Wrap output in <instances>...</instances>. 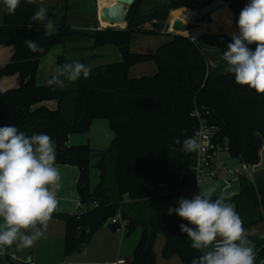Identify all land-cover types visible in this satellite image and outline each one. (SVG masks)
<instances>
[{
  "label": "trees",
  "instance_id": "16d2710c",
  "mask_svg": "<svg viewBox=\"0 0 264 264\" xmlns=\"http://www.w3.org/2000/svg\"><path fill=\"white\" fill-rule=\"evenodd\" d=\"M70 0H65L68 3ZM144 0H135L131 6L125 28H99L94 26L74 28L60 24L53 32L45 34L41 24L31 17L37 11L35 3L21 0L15 14L4 12L0 24V45L14 47V52L0 68L4 76L18 74V86L0 91V127L13 125L28 136L45 133L56 144V162L79 168L77 192L82 204L93 205L76 214L54 211L52 219L66 224L64 253L70 256L83 247L100 228L109 222L117 231L121 222L128 232L137 226L142 232L128 264H155V245L159 233L165 242L162 256H178L185 264L203 254L191 247V240L180 231L187 221L168 207H178L180 192L162 193L152 179L153 167L158 158L167 155L171 147L183 149L181 142L193 137L200 126V118L217 130L212 136V153L224 147L229 156L242 163L256 165L264 141V94L238 85L234 74H211L205 51L190 36L173 33L171 40L162 43L155 51L134 53L130 44L138 33L160 34L156 28L136 29L132 26L135 13ZM229 3L238 21L248 0H218ZM204 7L208 0H171V9ZM53 13L49 15V18ZM31 23V28L28 24ZM154 26H158L155 24ZM36 41L44 52H31L24 40ZM92 41V48L106 45L117 47L121 60L91 67L88 78L76 82L65 81L63 90L53 91L45 84H37V73L43 56L55 46ZM254 48L255 46H250ZM84 50V49H83ZM56 64L74 60L89 65V59H67L57 56ZM154 61L156 74L131 78V66ZM52 76V75H51ZM49 77V79L51 78ZM55 100L58 107L52 110L39 105ZM38 105V106H37ZM199 112L200 117L195 113ZM96 119H104L114 132L109 147L100 152L95 167L99 180L90 189L91 160L95 156L89 145L69 146L70 134L86 132ZM240 192L227 198L236 207L247 201L252 208H260L262 216L243 220L250 226L264 220V199L257 195L254 182L248 175H240ZM215 200L217 198L211 197ZM191 227V225H189ZM84 229V235L81 230ZM255 264L264 259V247L256 252ZM14 264V263H12Z\"/></svg>",
  "mask_w": 264,
  "mask_h": 264
},
{
  "label": "crops",
  "instance_id": "0c3cea01",
  "mask_svg": "<svg viewBox=\"0 0 264 264\" xmlns=\"http://www.w3.org/2000/svg\"><path fill=\"white\" fill-rule=\"evenodd\" d=\"M96 1V2H95ZM149 0H144L142 4L148 3ZM0 24L3 22L4 11L3 3L0 0ZM37 10L39 6L43 5L47 12L53 7V10L49 12L53 13L50 18L53 20L54 28L53 32L63 21L74 28H83L87 26H94L96 22L100 28L99 19V6L97 0H70L68 3L65 0H36ZM89 7L85 8V11L79 12L80 17H73L77 14L80 6ZM210 17H206L201 21V24L195 26L196 29L192 30L191 37L196 39L201 45L206 47L215 46L220 48L223 52L227 51V45L232 42V35L239 34V29L235 21V12L231 9L229 3L219 2V7ZM183 12V13H177ZM57 13V14H56ZM195 13V9L190 7H181L178 9H171L168 12V16L162 23L158 24L159 28L156 30L160 32L157 35H147L138 33L130 44V50L134 53H146L148 51H155L162 43L171 40L172 34L175 33L172 25V16L175 15V21H181L184 26L191 25L195 21L192 19V15ZM49 14V15H50ZM180 14V15H179ZM48 15V17H49ZM57 15V16H56ZM47 17V18H48ZM82 21L79 23L80 18ZM79 19V20H77ZM156 19L147 20L134 27L136 29H153V24ZM173 22V23H174ZM39 29L45 31L43 25L39 26ZM49 32V33H51ZM161 39L158 42L157 40ZM92 41L77 42L68 45L55 46L60 47L56 56H64L67 59H89V66L95 67L103 63L117 62L121 60V54L117 47L113 45H106L98 48H92ZM84 49V50H83ZM14 52V47L10 45H0V68L3 67L11 59ZM50 53V52H49ZM46 56V55H45ZM39 64V72L37 73V84L43 85L46 80L53 75L57 66L56 61L53 59L51 63V69L44 72L42 67L43 58ZM223 57V55H222ZM221 59H217L213 62V66H221L223 62ZM108 59H113L109 61ZM209 65V72L212 74ZM228 65H224L222 74L227 72ZM157 65L154 61H146L137 63L130 67L129 76L131 78H137L138 76H152L156 74ZM215 75V74H213ZM19 77L18 74L4 76L0 80V91L7 90L18 86ZM39 105H44L52 110L57 109L58 102L55 100H47ZM38 106V105H37ZM104 119H96L91 123L90 129L87 133L81 135H70L68 140L69 146L77 145H89L95 155L91 160L90 168V182L92 180V174L95 175L94 186L90 185V189L93 190L96 183L99 180V170L95 167V163L98 160V156L101 151L107 149L113 141V136L110 131L108 122L104 123ZM96 125H99L101 129H98ZM94 128V129H93ZM100 130L101 134L97 133ZM96 132V133H93ZM53 141V140H52ZM55 148L56 144L53 141ZM260 149L259 162L253 166L249 171H243L241 169L242 162L238 158H232L229 156L227 150L224 147H219L208 159L209 166L207 170H215L217 177L208 179L206 169L201 171L200 161L201 156L199 150L195 152L186 153L184 149L177 147H171L167 155L163 158H158L155 161L152 173V179L157 183L162 193H169L178 191L181 197L191 199L197 193H203L207 195L211 193V197L215 198H228L240 192V175H248L254 182L257 195L260 199H264V141ZM55 166L59 169L61 174L60 188L56 191V198L59 201L58 207L55 211L67 212L76 214L81 211H87L92 207L91 204H82L77 192V180L79 176V168L77 166L68 164H58L55 162ZM225 169L237 168L240 170L238 174L228 173ZM235 211L239 214L243 220H252L261 217L262 211L260 208L249 207L247 201H243L238 208L235 203L229 202ZM3 224L2 218H0V225ZM66 224L63 221L52 219L48 223L46 229V236L39 239L34 243L31 248L18 250L16 245L13 244L4 252H0V264H94V263H106L113 262L120 258H131L137 241L134 240L133 244L125 243V237L122 234L118 238L114 237V234L121 232L112 231L109 228V222H107L102 228H100L88 243L85 244L81 252L74 253L67 256L64 253V239H65ZM245 236L250 241L251 246L254 247V251L258 252L264 247V220L258 221L250 226H245ZM114 233V234H113ZM111 239L113 242L109 247L105 245H98L97 239L100 237ZM141 236V235H140ZM140 239V238H139ZM138 239V240H139ZM165 242V241H164ZM127 245V246H126ZM156 246V245H155ZM100 247V249H99ZM132 249V250H131ZM99 253L96 255L95 253ZM109 253V254H108ZM107 254V255H105ZM155 264H185L180 257L173 256L170 259L165 257H157ZM258 264H264V259L260 260Z\"/></svg>",
  "mask_w": 264,
  "mask_h": 264
},
{
  "label": "clouds",
  "instance_id": "9594fccd",
  "mask_svg": "<svg viewBox=\"0 0 264 264\" xmlns=\"http://www.w3.org/2000/svg\"><path fill=\"white\" fill-rule=\"evenodd\" d=\"M131 2V0H130ZM5 14H15L21 0H2ZM35 3V0H27ZM43 25L45 34L54 28L41 5L31 17ZM237 26L239 34L223 52L229 73L235 82L264 94V0H249L241 10ZM31 28V23L28 24ZM31 52H44L36 41L24 40ZM254 45L252 48L250 46ZM91 67L80 61L57 65L46 85L53 91L63 90L65 81L76 82L88 78ZM186 153L197 151L201 145L195 137L179 138ZM56 148L45 133L28 136L13 125L0 127V252L13 244L18 250L31 248L46 236L48 223L58 207L56 191L60 188L61 174L55 166ZM178 207H168L188 224L181 223L180 231L191 240V247L203 252L191 264H255L257 253L245 236L243 221L227 198L211 199L197 193L191 199L180 197ZM191 225V227L189 226Z\"/></svg>",
  "mask_w": 264,
  "mask_h": 264
},
{
  "label": "rangeland",
  "instance_id": "374dc122",
  "mask_svg": "<svg viewBox=\"0 0 264 264\" xmlns=\"http://www.w3.org/2000/svg\"><path fill=\"white\" fill-rule=\"evenodd\" d=\"M170 1L171 0H149L148 3L141 4L139 6V8L137 9L136 13H135L134 20H133V26L136 27V26H138V24H140L142 22H145L147 20H151V19H156L157 20L153 25H155V24L158 25V24L162 23L163 20H165V18L169 15L168 12L171 10V8H169V6H168ZM0 4H1V2H0ZM97 4L99 6V0H97ZM85 8L87 10V8H89V7L88 6L85 7L84 5L80 6L79 10L77 11L78 13L75 14L73 17H80L79 16L80 15L79 12L82 13V11H85ZM52 10H53V7H52V9L50 11L47 12V17L50 14L49 12H51ZM215 11H217V10H213L212 12L207 13L204 16L198 18V19H195L194 20L195 22L192 23L191 25L183 26V27H181L178 30H174V32L175 33H180V34H183V35H187V36L191 37L192 30L196 29L195 26L199 27V25L201 24V21L203 19H205L206 17H210V15H212ZM177 13H183V12L177 11ZM3 18H4V15H3ZM174 18H175V15L172 16V19H171L172 20V25L171 26H173ZM80 19L81 20L77 19V20H79V23L82 21L83 17L80 18ZM62 23H63V21L61 22V24ZM158 26H153V28H157L158 29L159 28ZM125 27H126V25H125ZM125 27H119V28H125ZM160 40L161 39L159 38V40H157V41L158 42H162ZM194 40H196V39H194ZM200 46L203 48V50L206 53L207 60L210 63V69H211L212 74H217V72H222L221 70H223L224 65H226V61H224V59L222 57L223 53L220 50V48L215 47V46H211V45L209 47H206V45H201L200 44ZM59 49H60V47L53 48L50 51V53L46 54L45 58H43L42 67L44 69V72L48 71L49 69H51V63H53L54 55L57 54V51H59ZM221 57H222V60H223V62L221 63V66L220 65L218 67L217 66H213V62H215L217 59L220 60ZM57 58L58 57L56 56L54 60L56 61ZM108 60L112 61L113 59H108ZM104 123H107L106 120L104 121ZM96 127H98V129H101L99 125H96ZM109 131H110L111 135L114 137V132L112 130H109ZM85 133H87V137H88V132L87 131L86 132H81V133H73V134H70V135H81V134H85ZM93 133H96V132L93 131ZM97 133L101 134L100 130H98ZM95 180H96L95 175L92 174V180H91L90 184L94 186ZM119 230H121V232H118L117 234L113 233L114 237L118 238V240H119V237L123 234L124 237H125V243L128 244V246H131L129 244L130 243L133 244L134 240H136L137 243H138V239L140 238V235H141V232H142V227L141 226H137L136 228H133L132 232L129 233L127 227L125 225L121 224L120 228L117 231H119ZM110 240L111 239H107V238L101 236L100 238L97 239V244L98 245H103L104 244L105 247H109V245L111 243H113ZM164 241H165L164 235L162 233H159V235L157 237V241H156V246H155V252L157 253V257H163L162 256V248H163V245H164ZM99 249H100V247H99ZM95 254L100 256V254L97 253V252ZM131 254H132V251H131V253H129V256ZM105 255H107V254H105ZM176 257H178V256H176Z\"/></svg>",
  "mask_w": 264,
  "mask_h": 264
},
{
  "label": "water",
  "instance_id": "95a60500",
  "mask_svg": "<svg viewBox=\"0 0 264 264\" xmlns=\"http://www.w3.org/2000/svg\"><path fill=\"white\" fill-rule=\"evenodd\" d=\"M135 0H115V3L111 5L105 6L102 11L99 13V22L101 24V21L109 23V27H116L115 24H128L127 23V17L129 15L131 6L133 5ZM249 2V0H248ZM190 8L195 9V13L192 15V19H198L202 16H204L207 13L212 12L213 10L217 9L219 7V1L218 0H208V4H206L204 7L197 8L196 5L190 4ZM173 29L178 30L181 27L184 26V23L181 21H175L173 23ZM100 28L101 27L100 25ZM212 153V147L210 148V154ZM81 232L84 235L85 230L82 229ZM127 263L130 262V259L127 258Z\"/></svg>",
  "mask_w": 264,
  "mask_h": 264
},
{
  "label": "built area",
  "instance_id": "2783aa9c",
  "mask_svg": "<svg viewBox=\"0 0 264 264\" xmlns=\"http://www.w3.org/2000/svg\"><path fill=\"white\" fill-rule=\"evenodd\" d=\"M171 26V25H170ZM198 117H200L199 112L195 113ZM218 127H216L215 125L212 124H208L206 123L204 120H202V118H200V126L199 128L196 130L195 134L193 137H195L197 139V141L200 143L201 147L198 149L200 156H201V171L204 169H208L207 166H209L208 163V155L210 154V148L212 147V136L215 133V131L217 130ZM253 166L255 165H248L246 163H242L241 169L243 171H249ZM225 171H227L228 173L231 174H238L240 172L239 169L234 168V169H225ZM207 177L208 179H213L215 177H217V173L215 170H207L206 171ZM117 220V218H112L110 219V223H115ZM120 224H123L122 222ZM125 225V224H123ZM94 264H128L127 260L125 258H120L117 259L113 262H106V263H94Z\"/></svg>",
  "mask_w": 264,
  "mask_h": 264
},
{
  "label": "bare ground",
  "instance_id": "6f19581e",
  "mask_svg": "<svg viewBox=\"0 0 264 264\" xmlns=\"http://www.w3.org/2000/svg\"><path fill=\"white\" fill-rule=\"evenodd\" d=\"M115 3V0H99V13L102 11V9L105 6H109L111 4ZM99 21V20H98ZM109 26V23L101 21V27H107ZM116 27H125L126 24L121 23V24H115Z\"/></svg>",
  "mask_w": 264,
  "mask_h": 264
},
{
  "label": "flooded vegetation",
  "instance_id": "af4514ba",
  "mask_svg": "<svg viewBox=\"0 0 264 264\" xmlns=\"http://www.w3.org/2000/svg\"><path fill=\"white\" fill-rule=\"evenodd\" d=\"M249 3V2H248ZM235 21H236V18H235ZM236 23H237V21H236Z\"/></svg>",
  "mask_w": 264,
  "mask_h": 264
}]
</instances>
